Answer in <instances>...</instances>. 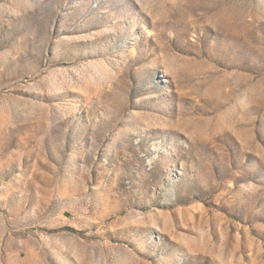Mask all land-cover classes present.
Instances as JSON below:
<instances>
[{
	"label": "rangeland",
	"instance_id": "1",
	"mask_svg": "<svg viewBox=\"0 0 264 264\" xmlns=\"http://www.w3.org/2000/svg\"><path fill=\"white\" fill-rule=\"evenodd\" d=\"M0 264H264V0H0Z\"/></svg>",
	"mask_w": 264,
	"mask_h": 264
}]
</instances>
